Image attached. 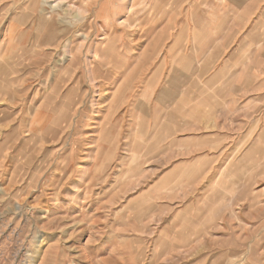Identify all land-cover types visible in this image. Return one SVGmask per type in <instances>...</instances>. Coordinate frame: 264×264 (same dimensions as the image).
Returning a JSON list of instances; mask_svg holds the SVG:
<instances>
[{
  "label": "rangeland",
  "instance_id": "374dc122",
  "mask_svg": "<svg viewBox=\"0 0 264 264\" xmlns=\"http://www.w3.org/2000/svg\"><path fill=\"white\" fill-rule=\"evenodd\" d=\"M156 2L0 0V264H264L254 121L206 146L203 130L154 126L165 80L154 66L140 79L138 60ZM62 9L56 38L36 41ZM110 61L111 79H95Z\"/></svg>",
  "mask_w": 264,
  "mask_h": 264
},
{
  "label": "crops",
  "instance_id": "0c3cea01",
  "mask_svg": "<svg viewBox=\"0 0 264 264\" xmlns=\"http://www.w3.org/2000/svg\"><path fill=\"white\" fill-rule=\"evenodd\" d=\"M151 11L145 22L155 35L138 65L140 79L154 68L155 81L165 80L150 104L154 126L180 129L188 141L203 130L206 146L228 142V127L252 120V141L264 144V0H157Z\"/></svg>",
  "mask_w": 264,
  "mask_h": 264
},
{
  "label": "bare ground",
  "instance_id": "6f19581e",
  "mask_svg": "<svg viewBox=\"0 0 264 264\" xmlns=\"http://www.w3.org/2000/svg\"><path fill=\"white\" fill-rule=\"evenodd\" d=\"M53 6V5H52ZM54 7V6H53ZM106 12H108V11H106ZM66 13H67V9H62V10H59V12H57L56 14H54V16L53 15H51V17H50V20H51V23H46V24H43L44 22H42V23H40L39 25H37L38 26V29H42L41 30V36H39L40 35V33H38V34H36V41H38L39 40V38L40 37H42L43 39H44V41H46V43L47 44H49L50 45V43L56 38V30H55V28H54V22H53V20L54 19H57V20H59V24H61V25H63V24H65L66 23ZM109 14V13H108ZM110 15V14H109ZM48 16H49V14H48ZM110 17V16H109ZM41 18V17H40ZM107 24H109L108 23V18L106 19V25ZM43 26V27H42ZM33 30V29H32ZM31 30V31H32ZM37 31V30H36ZM35 31V32H36ZM39 31V30H38ZM21 38V37H20ZM105 40H107L108 42H107V48L106 49H104L105 50V55H106V57L107 58H109L111 55H113V54H116L117 52H118V50H119V46H118V44H117V39L115 38V37H111V35H107L106 37H105ZM39 42V41H38ZM70 60V58H68V57H65V58H63V59H61L60 61H61V63L63 64V65H65V64H67V62ZM108 60V59H107ZM115 63L116 62H112V61H110V62H104L101 66H96V67H94V72H95V79H108V75H106V73H104L103 72V70H102V68H106L107 69V67H108V65H112V67H113V69L115 68V67H117V66H115ZM68 66V65H67ZM126 69H128V68H125V73H127L128 74V72H129V70H127L126 71ZM126 74V75H127ZM112 95V94H111ZM196 242V241H195ZM178 250H181V249H178Z\"/></svg>",
  "mask_w": 264,
  "mask_h": 264
}]
</instances>
